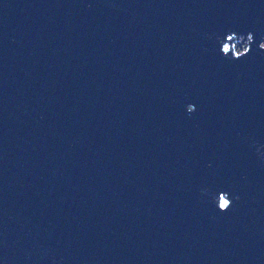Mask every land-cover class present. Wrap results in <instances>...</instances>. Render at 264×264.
I'll list each match as a JSON object with an SVG mask.
<instances>
[{"label": "water", "instance_id": "obj_1", "mask_svg": "<svg viewBox=\"0 0 264 264\" xmlns=\"http://www.w3.org/2000/svg\"><path fill=\"white\" fill-rule=\"evenodd\" d=\"M262 36L264 0H0V264H264Z\"/></svg>", "mask_w": 264, "mask_h": 264}, {"label": "rangeland", "instance_id": "obj_2", "mask_svg": "<svg viewBox=\"0 0 264 264\" xmlns=\"http://www.w3.org/2000/svg\"><path fill=\"white\" fill-rule=\"evenodd\" d=\"M246 43H247L246 40H243V42H241V43H240V41L235 43V46H234L235 51H237V52L243 51L246 48ZM262 45H264V43H262Z\"/></svg>", "mask_w": 264, "mask_h": 264}, {"label": "bare ground", "instance_id": "obj_3", "mask_svg": "<svg viewBox=\"0 0 264 264\" xmlns=\"http://www.w3.org/2000/svg\"><path fill=\"white\" fill-rule=\"evenodd\" d=\"M261 39H262V40H261V44H262V43H264V36H262Z\"/></svg>", "mask_w": 264, "mask_h": 264}]
</instances>
